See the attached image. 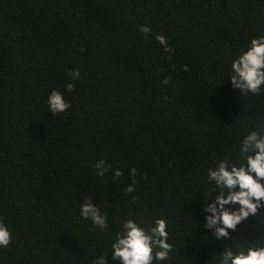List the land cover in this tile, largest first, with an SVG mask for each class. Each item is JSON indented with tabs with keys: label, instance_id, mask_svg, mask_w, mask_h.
Listing matches in <instances>:
<instances>
[{
	"label": "trees",
	"instance_id": "1",
	"mask_svg": "<svg viewBox=\"0 0 264 264\" xmlns=\"http://www.w3.org/2000/svg\"><path fill=\"white\" fill-rule=\"evenodd\" d=\"M259 37L264 0H0V222L11 233L0 264H119L111 243L128 219L166 221L175 251L160 264L264 246V207L225 239L203 225L209 169L243 164L244 136L264 133V90L230 83ZM54 89L70 104L56 115ZM89 198L106 228L80 215Z\"/></svg>",
	"mask_w": 264,
	"mask_h": 264
},
{
	"label": "clouds",
	"instance_id": "2",
	"mask_svg": "<svg viewBox=\"0 0 264 264\" xmlns=\"http://www.w3.org/2000/svg\"><path fill=\"white\" fill-rule=\"evenodd\" d=\"M142 32H149L148 27H142ZM164 51L171 52L168 41L164 36L156 37ZM83 51V49H82ZM188 71V67H183ZM230 83L239 89L242 96L258 95L264 86V37L254 38L250 46L231 63ZM72 80L79 79L80 70L75 69L68 74ZM168 81L165 80L164 83ZM67 91L74 90V84L66 85ZM49 112L52 115L66 112L70 104L62 93L52 90L47 100ZM240 154L245 162L239 166L231 164L227 159L217 162L216 168L209 169L208 180L214 182L215 197L205 205L204 228L209 230L217 240L228 238L229 230L235 231L237 226L250 215L255 216L258 209L264 207V133L250 131L241 141ZM95 167L98 175L105 174V162L97 161ZM137 169L130 170L136 175ZM254 174V175H253ZM122 175L116 171L114 179ZM134 187L129 185L125 193H131ZM238 207H227L236 206ZM80 215L90 219L93 225L100 229L107 227V217L102 215L92 199H85L79 206ZM167 223L156 219L154 226L147 230L140 227L132 219L124 221L121 231L116 233L111 243V258L119 264H160L170 260V253L175 251L168 242ZM11 243V233L3 222H0V247ZM93 264H107L105 256H99ZM219 264H264V246L239 245L235 250L226 248L220 254Z\"/></svg>",
	"mask_w": 264,
	"mask_h": 264
}]
</instances>
